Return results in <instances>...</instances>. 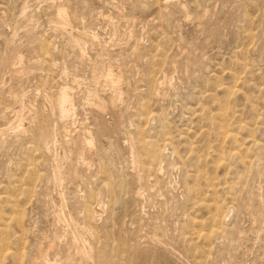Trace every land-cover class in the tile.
I'll list each match as a JSON object with an SVG mask.
<instances>
[{"label":"rangeland","instance_id":"1","mask_svg":"<svg viewBox=\"0 0 264 264\" xmlns=\"http://www.w3.org/2000/svg\"><path fill=\"white\" fill-rule=\"evenodd\" d=\"M194 262L264 264V0H0V264Z\"/></svg>","mask_w":264,"mask_h":264},{"label":"bare ground","instance_id":"2","mask_svg":"<svg viewBox=\"0 0 264 264\" xmlns=\"http://www.w3.org/2000/svg\"><path fill=\"white\" fill-rule=\"evenodd\" d=\"M58 12H59V14L61 15V16H64V14L66 13V10L65 9H59L58 10ZM108 77H109V79H110V81L113 83V84H117V83H120L121 82V80H122V76L121 75H119V74H115V73H113L112 72V70H109L108 71ZM59 103H60V108H61V110H62V112H64V113H66L67 115H70V113H71V99H70V97L68 96V94H67V92H66V90L64 89L63 90V92H62V94H61V96H60V98H59ZM70 105V107L68 108L67 107V105ZM152 114V113H151ZM63 117V116H62ZM223 120V119H222ZM222 129V128H221ZM43 130V129H42ZM47 132V131H46ZM44 133H45V131H44ZM91 134V133H90ZM44 135V134H43ZM41 136V135H40ZM42 139H43V137H42ZM46 144V143H45ZM88 144L89 145H91V144H93V140H89L88 141ZM134 158V157H133ZM217 206V205H216ZM215 206V207H216ZM216 210H217V208H215ZM220 209V208H219ZM215 211V210H214ZM216 215V214H215ZM122 233V232H121ZM158 239V238H157ZM154 242H156V241H154ZM122 243H124V242H122ZM121 244V243H120ZM136 244V243H135ZM134 244V246H136ZM141 245V244H140ZM149 245V244H148ZM116 246H117V243H116ZM115 246V247H116ZM126 245L124 244V247H125ZM139 246V245H138ZM142 246V245H141ZM127 247H128V245H127ZM126 247V248H127ZM141 248V247H140ZM125 249V248H124ZM170 249V248H169ZM143 250V249H142ZM121 251H122V249H121ZM134 251V250H133ZM171 251V250H170ZM124 252V251H123ZM135 252V251H134ZM143 256H144V254H143ZM142 256V257H143ZM142 257H141V259H142ZM135 258V257H134ZM202 259V258H201ZM174 260V259H173ZM196 261V260H195ZM199 261V260H198ZM173 262V261H172ZM182 262V261H181ZM197 262V261H196ZM196 262H194L195 264H196ZM202 262V261H201ZM205 262V261H204ZM178 263V262H177ZM185 263V262H184ZM206 263V262H205Z\"/></svg>","mask_w":264,"mask_h":264}]
</instances>
